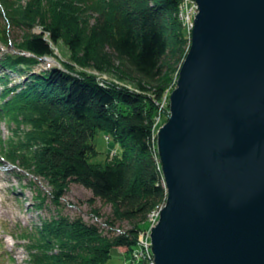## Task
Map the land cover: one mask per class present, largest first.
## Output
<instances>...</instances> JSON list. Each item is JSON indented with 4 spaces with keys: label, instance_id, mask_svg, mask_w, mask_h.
<instances>
[{
    "label": "trees",
    "instance_id": "obj_1",
    "mask_svg": "<svg viewBox=\"0 0 264 264\" xmlns=\"http://www.w3.org/2000/svg\"><path fill=\"white\" fill-rule=\"evenodd\" d=\"M180 1L0 0L8 25L21 31L11 42L0 28V43L18 51L0 56V120L15 125L1 158L47 181L50 190L38 189L36 206L50 198L57 208L20 235L28 241V264H107L119 247L132 251L148 213L164 202L155 117L187 53ZM60 42L67 59L56 52ZM45 57L60 64L33 69ZM88 69L137 81L138 91ZM12 73H23L22 80L10 84ZM99 132L118 145L112 162L98 159ZM72 182L92 192L91 205L96 198L111 204V222L126 220L132 228L106 235L63 214L58 207Z\"/></svg>",
    "mask_w": 264,
    "mask_h": 264
},
{
    "label": "water",
    "instance_id": "obj_2",
    "mask_svg": "<svg viewBox=\"0 0 264 264\" xmlns=\"http://www.w3.org/2000/svg\"><path fill=\"white\" fill-rule=\"evenodd\" d=\"M195 2L156 133L167 195L154 261L264 264V0Z\"/></svg>",
    "mask_w": 264,
    "mask_h": 264
},
{
    "label": "rangeland",
    "instance_id": "obj_3",
    "mask_svg": "<svg viewBox=\"0 0 264 264\" xmlns=\"http://www.w3.org/2000/svg\"><path fill=\"white\" fill-rule=\"evenodd\" d=\"M21 1L23 3L25 2V0ZM0 28L7 29L6 37L10 39L11 42L20 39L21 31L9 27L8 20L5 17L4 9L1 4ZM32 31L38 33L41 31V27L36 25ZM184 31L187 40L186 50L188 52L191 44V35L189 37V35L186 34L185 29ZM6 45L0 43V56L4 52L15 51L14 45L12 43L8 45L9 47ZM56 52L59 56H62L63 59H67L69 57V51L63 42L59 43V49L56 48ZM48 63L60 64L58 61L52 60V58H48L47 60L44 58L42 63L33 66V69L40 70L45 68ZM182 63L179 64L177 71L170 75V80L167 82L166 90L159 104L160 109H162L161 113L159 111L155 117V126H157L156 130L154 131L155 134L157 133L158 128L166 121L161 120V115L169 114L170 94L177 85ZM4 71L5 69H2L1 67L0 74H2ZM88 71L96 74L105 81H112L117 85L126 86L133 91H138L136 85L137 81L118 79L113 72L98 73L94 69H88ZM22 78L23 73H12L10 75V84L21 81ZM12 127H15V125ZM12 127L6 123L4 119L0 120V147L1 144L5 145L8 138L12 135ZM21 128L26 129L27 126L22 125ZM105 137L106 136L102 132H99L94 139L95 143L97 144V148L100 151L98 154V159L112 162L116 157L118 145L112 143L111 140H106ZM3 162L4 161L1 158L0 152V264H28V241L20 238V235L24 234V229L30 227L34 223L40 222L42 217H46L51 213H56L57 208L52 203L50 198L47 199L46 203L41 208L36 206V203L38 202V199L36 198L38 189L42 190L43 192L45 191L46 193H48L50 190V187L47 185L46 181L33 178L32 174L24 170H20L17 167H11L10 170L6 171L1 167ZM15 163H17V161ZM90 197H92V192L89 189L78 183L72 182L64 192V195L61 199L60 210L63 214L69 216L71 219L80 216L83 221L91 224L95 223L96 227L98 228H102L105 224L106 226L104 227L102 233L106 235L110 233V235L116 236L117 234L132 228L133 223L126 220L122 222H111V220L108 218L112 215L111 204L101 200L100 198H96L94 204L91 205L88 200ZM165 200L163 203L156 205L148 213L146 218L147 221L141 228L143 231H148L152 228V225H156L160 216V210L164 206ZM92 207L97 208L99 213L95 212ZM152 218L156 219L153 221ZM126 250V247H119L117 250L113 251L112 256L107 264H135V262L129 258L130 252H127Z\"/></svg>",
    "mask_w": 264,
    "mask_h": 264
},
{
    "label": "built area",
    "instance_id": "obj_4",
    "mask_svg": "<svg viewBox=\"0 0 264 264\" xmlns=\"http://www.w3.org/2000/svg\"><path fill=\"white\" fill-rule=\"evenodd\" d=\"M197 11H198V5L195 2V0H181L180 1L178 17L181 20L182 25L184 29L186 30V34L189 35V37L192 32V28L194 25V16L197 13ZM101 83L103 84L104 82L101 81ZM154 136L156 137L155 133H154ZM106 138L108 139L109 137L106 136ZM156 149H157V146H156ZM156 218H152V220L154 221ZM149 233H151V229L148 231L142 230L139 232L137 236L136 244L133 247L132 251L130 252L131 254L130 258L132 261L135 262V264H140L141 262H143V264H156L154 261V256H153L152 249H151V239H150Z\"/></svg>",
    "mask_w": 264,
    "mask_h": 264
},
{
    "label": "bare ground",
    "instance_id": "obj_5",
    "mask_svg": "<svg viewBox=\"0 0 264 264\" xmlns=\"http://www.w3.org/2000/svg\"><path fill=\"white\" fill-rule=\"evenodd\" d=\"M9 27H12V28H15V29H18V30H20L19 28H17V27H14V26H10L9 25ZM157 153H158V151H157ZM159 156V155H158ZM160 166H161V164H160ZM43 180V179H42ZM45 181V180H44ZM46 183H47V181H46ZM47 185H48V183H47ZM62 199V198H61ZM60 206H61V203H60V205H59V207H58V209H60ZM105 227V225H103V228Z\"/></svg>",
    "mask_w": 264,
    "mask_h": 264
}]
</instances>
